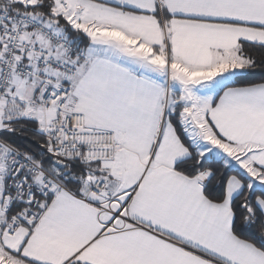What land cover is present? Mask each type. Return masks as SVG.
I'll list each match as a JSON object with an SVG mask.
<instances>
[{
    "label": "snow or ice",
    "instance_id": "snow-or-ice-1",
    "mask_svg": "<svg viewBox=\"0 0 264 264\" xmlns=\"http://www.w3.org/2000/svg\"><path fill=\"white\" fill-rule=\"evenodd\" d=\"M0 264H264V0H0Z\"/></svg>",
    "mask_w": 264,
    "mask_h": 264
}]
</instances>
